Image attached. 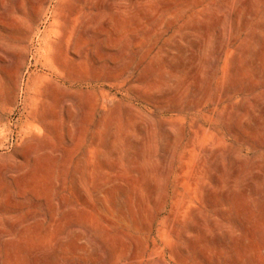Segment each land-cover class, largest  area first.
Returning <instances> with one entry per match:
<instances>
[{
    "label": "rangeland",
    "instance_id": "rangeland-1",
    "mask_svg": "<svg viewBox=\"0 0 264 264\" xmlns=\"http://www.w3.org/2000/svg\"><path fill=\"white\" fill-rule=\"evenodd\" d=\"M0 264H264V0H0Z\"/></svg>",
    "mask_w": 264,
    "mask_h": 264
}]
</instances>
